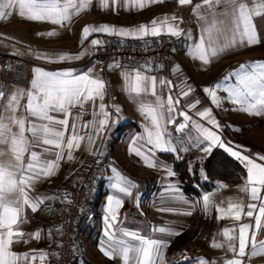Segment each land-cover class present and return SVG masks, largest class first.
<instances>
[{
    "label": "crops",
    "instance_id": "obj_1",
    "mask_svg": "<svg viewBox=\"0 0 264 264\" xmlns=\"http://www.w3.org/2000/svg\"><path fill=\"white\" fill-rule=\"evenodd\" d=\"M109 7H101L99 0H92L91 5L72 16L69 21L63 25L52 23L51 21H29L19 15L18 9L13 11V15L0 19V52H6L17 55L25 59L28 63L27 67V86L25 88L16 87L3 78L2 70L0 72V89L6 91L5 103L7 96L15 94L17 90H21L18 104L15 105V111L11 109L7 112L0 113L4 116V123L8 125V135L19 132V127L12 122L14 119H25V137L31 141V133L27 131L30 126L28 121L40 124L42 121L28 115L26 111L27 95L31 90V81L35 76V69H40L48 73H71L73 75L91 74L94 78L103 79L106 83L107 92L103 103L107 106L106 111L111 115L109 124L105 128L103 134L95 137V143L90 146L87 141L89 133L95 135V129L92 125L94 120V112H99V104L101 101L97 99L95 104L93 101H87L82 106L77 104L69 108L68 129L65 132L64 143L72 133V124L75 121L79 126V135L85 139L81 141L80 147L72 149V159H68V149H63V158L59 161V166L54 170V174L48 177H41L32 186L26 187V192L31 199L37 197H51L41 204L35 212L30 207L25 206L23 214L18 220V225L13 226L14 231L24 233L19 238L18 243L10 246V251L22 256L28 255V259H18L15 264H57L60 251L61 232L59 221L64 212L68 201L67 185L71 175L89 166L94 160L100 162V168L96 174V179L90 187V205L87 206L81 215V242L78 248L76 264H124L122 257L106 256L104 251H110L108 248V238L105 234L106 221L108 215L107 206L108 198L111 196H120L123 203L118 211V223L112 230L115 240H123L131 243V237L123 235L122 230L136 231L135 227L147 226L149 213L157 219H161L164 209V195L175 194L179 198L178 190L173 191L172 187L167 189V181L163 175V163L160 162L161 168L156 166L148 167L145 156H148L153 162L157 161V157L161 158L162 153H168L153 148L152 152L147 149L151 147L147 144L145 125L149 123L148 119L139 110V104L125 90V78L123 74H135L139 71L142 75L148 77H156V93L165 101L167 106V97H173L174 106L176 108V119L183 118L179 115L180 111L187 114L196 108L205 105V100L201 98V88L196 85V80L184 68L182 64L175 60H168L165 65L157 66L150 63L135 64L126 63L119 66L114 61H108L101 67H95L91 63H87V59L96 52L98 48H109L111 46L124 42L136 41L146 42L158 40L165 36H171L162 32L159 36H145L143 38H135L132 36L122 37L117 35H108L104 33H91L86 39H81L82 29L86 25H109L116 28L135 29L141 24L151 27V22L156 19L158 22L165 17L169 18V23L179 26L183 30L182 35V61L189 68L203 75V67L211 69H222L225 75L227 63L233 59L238 61L232 64L243 62L240 59L244 54L264 52V18L256 19L255 25L258 29V42L248 46L240 45L232 47L216 57H209L210 62L205 64L202 60L193 54L195 45L200 43L201 38L204 40V48L210 52L209 48V32L205 31L206 25L199 19V16H208L207 6L203 5V0H192L191 4L180 6L178 0H163V2L151 3L150 0H108ZM144 3V7L140 8L139 3ZM250 7H253L256 0H247ZM201 5L199 14L194 12L195 5ZM225 5L221 4L216 7L217 12H223ZM175 16L176 20L170 18ZM217 27H219L217 25ZM54 32L55 35H47ZM213 38L218 46H223L230 36L218 35L213 32ZM93 40H100L102 44L93 45ZM58 54H66L69 58L65 60L57 59ZM43 57V58H41ZM78 57V58H77ZM174 69H178L174 71ZM220 76V77H221ZM205 78V77H204ZM161 81L164 83L161 84ZM171 82L169 84L168 82ZM189 86L192 91L188 97L182 95L183 91H188ZM141 99L148 103H155L156 96L150 93L142 96ZM179 100L176 105L175 101ZM196 100H202L194 107H185L186 104H194ZM202 103V104H201ZM116 106L120 112H116ZM206 107V109H208ZM205 109V108H204ZM56 119H64L65 115L61 112L50 113ZM79 117V119H77ZM103 118L100 115L95 117L98 122ZM89 127L85 128L84 125ZM179 121L166 125L167 132L171 134L173 141L177 144L175 136ZM98 126V123H97ZM63 130L62 126H57ZM144 136L143 140H136L133 145V139ZM50 147V146H43ZM141 149V155H136V149ZM30 151H36L41 155L42 159L54 160V154L44 153L42 147H32L30 145L29 152L24 155V162L27 163L30 158ZM57 151L52 149V153ZM102 151V155L100 154ZM0 152L4 155L0 156V161L7 165L10 161H14V153L11 151L10 143L0 144ZM174 153V152H170ZM175 154V153H174ZM164 160V159H163ZM167 161V160H166ZM155 164V163H154ZM173 167V165H172ZM113 169L116 171L113 172ZM176 174V171L173 167ZM125 177L136 185L131 189V196H124L118 193L113 184L118 177ZM173 178V177H172ZM177 178V175H176ZM174 177V180H176ZM19 179V177H17ZM178 180V179H177ZM150 181L149 185L147 182ZM173 181V179H172ZM156 191L154 200L146 202V190ZM178 189V185L174 187ZM186 196V195H185ZM188 197V196H187ZM171 198V197H170ZM189 198V199H188ZM187 198V203L191 197ZM143 206V208H142ZM141 209L144 216L141 217ZM188 212V210L186 211ZM137 213V214H136ZM193 213L186 214V223L193 218ZM143 218V219H142ZM183 222V221H182ZM181 222V223H182ZM184 224V222H183ZM133 227V229H132ZM52 229L57 231L51 232ZM39 231L41 238L36 239L31 234ZM13 239H17L13 237ZM41 254H47L46 258L41 260ZM131 255V254H130ZM36 256V259H31ZM131 260V259H130ZM129 260V262H130Z\"/></svg>",
    "mask_w": 264,
    "mask_h": 264
},
{
    "label": "snow or ice",
    "instance_id": "obj_2",
    "mask_svg": "<svg viewBox=\"0 0 264 264\" xmlns=\"http://www.w3.org/2000/svg\"><path fill=\"white\" fill-rule=\"evenodd\" d=\"M116 3V0H112ZM126 2V0H125ZM151 3L163 2V0H150ZM92 0H0V19L10 17L13 11L18 9L19 15L29 21H51L55 24L63 25L69 21L73 15L78 14L82 10L88 8ZM101 7L108 8V0H99ZM192 0H178L180 6L191 4ZM225 5L223 12H217L215 9L218 5ZM203 5L207 6L206 11L208 16H199V19L206 25L205 31L209 32V48L210 52L204 48V40L201 38L200 43L195 45L193 54L198 56L205 64L210 62L209 57H216L226 50L247 44L251 46L258 42V29L255 25V20L264 18V0H256L253 7H250L247 0H203ZM144 3H139V7L143 8ZM201 5L194 6V12L199 14ZM176 20L175 16L170 18ZM217 25L219 27H217ZM169 34L173 37H180L183 30L179 28L178 24L173 25L169 23V18L165 17L161 21L153 19L151 27L141 24L135 29L116 28L109 25H86L82 29V41L86 39L91 33H104L108 35H117L122 37H135L143 38L145 36H159L162 34ZM213 32L218 35L230 36L223 46H218L213 38ZM47 35H55L50 32ZM93 45H100L102 41L93 40ZM43 58V57H41ZM69 57L66 54H58L57 59L65 60ZM78 58V57H77ZM178 69H174L176 71ZM35 76L31 81V90L27 95L26 111L29 116L35 117L37 120L42 121L40 124L28 121L29 127L27 131L31 133V141L25 137V119H14L12 122L18 125L19 132L8 135V125L4 123V116L0 114V144L10 143L11 151L14 153V161H10L5 165L0 161V264H15L18 259H28L27 254L18 256L10 251V246L13 243H18L19 238L23 237L24 233L14 231L13 226L18 225L24 207L28 206L33 212L43 204L46 200L52 199L51 197H37L31 199L27 192L26 187L32 186L41 177H48L54 174V170L59 166V161L63 158V149H68V159L71 160L72 149L79 148L81 141L85 139L84 136L79 135V126L74 121L72 124V133L64 143L65 132L68 129V115L69 108L80 104L81 106L87 101H95L99 99V112H94V120L91 122L95 135L89 133L87 141L90 146L95 143V137L103 134L105 128L109 124L110 113L106 111V105L103 103L104 97L107 92L106 83L103 79L93 77L91 74L86 75H73L71 73H48L40 69H35ZM125 78V90L134 100L139 104V110L148 119L149 123L145 125L147 144L150 145L147 149L152 152L153 148L165 152H175L179 147L176 144L170 133L167 132L166 125L175 123L176 108L174 106L173 97H167V106L165 101L156 93V77H148L142 75L139 71L135 74H123ZM232 77L236 78V83H230ZM164 82L161 81V84ZM171 84V82H168ZM223 88L227 93V97H218L216 89ZM192 91L189 86L188 91H183L182 95L188 97ZM210 98L211 103L216 107H222L224 99L231 100L233 103L241 105V110L253 114L264 113V61L249 62L247 64L239 65V68L228 76H225L220 82H217L215 88L205 87L203 89ZM156 96L155 103H148L141 99L142 96L148 94ZM23 94L21 90H17L15 94L7 96L5 103L6 91L0 89V113L7 112L8 110L15 111V105L18 104L20 95ZM254 101V102H252ZM179 100L175 104H179ZM200 101L196 100L194 104H186L185 107H194ZM61 112L64 113V119H56L50 113ZM116 112L119 113L120 109L116 106ZM97 115L103 118L98 122L95 120ZM179 115L184 118V123H180L176 131H182L188 127V121L191 117L185 111H180ZM201 118H206L209 124L219 127L214 116L211 115V109H205L197 113ZM79 119V117H77ZM98 123V126H97ZM57 126H62L60 130ZM85 128L89 125L86 123ZM192 128L197 132L196 136H188V147L180 148V151H188L189 147H199L207 143L203 147L205 153H210L212 148L219 146L228 152L232 157L244 163L247 169V181L242 187V191L250 193L252 201H260L258 214L255 216V228L260 230L262 227L261 218L264 217V197H261V189H264V165L258 164L254 159L248 155L242 154L240 151L234 150L233 147H226L225 143L221 140L220 135L210 128H206L203 124L193 122ZM145 139L144 136L133 139L132 144H136V140ZM184 143L183 140L180 141ZM30 145L32 147H42L44 153L54 154V160L42 159L41 155L36 151H30V158L27 163L24 162V155L29 152ZM50 146V147H43ZM239 148L241 146H235ZM56 149L52 153V149ZM103 154L102 151L100 153ZM4 153L0 152V156ZM136 155H141V149H136ZM260 160H264V156H259ZM145 161L148 167H153L154 162L145 156ZM116 170L113 169V172ZM168 175L174 176V171L168 168ZM19 177V179H17ZM136 185L125 177H118L114 182L113 188L124 196H131V189ZM173 191L177 189L173 188ZM204 206H209V196L203 197ZM122 199L120 196H111L108 198L107 211L108 215L105 217L106 228L105 234L108 238V248L110 251H104L106 256L122 257L124 264H129L131 259L134 264H157V260L161 255L164 241L146 238L138 234V232L130 230H122L123 235L131 237L132 240L138 241V244H129L123 240H115L114 232L112 231L118 223V209L122 206ZM235 210V220L241 219L243 213L247 217H253L254 212L257 210V204H247V211H244L243 203H234L229 205V211ZM189 215L191 213H188ZM250 224L244 223L239 227V247L238 251L235 244V237L229 236V229H224L223 235L228 238V248L230 251L235 252L238 257L246 255V248L248 247V230ZM161 233L168 232L170 235H179L171 229L160 227L154 229ZM57 231L52 229L51 232ZM235 231V230H233ZM36 239L41 238L39 231L31 234ZM16 237L17 239H13ZM213 247H221L222 245L215 243ZM264 253V241L256 240L255 231L252 233L251 256L257 253ZM131 254V255H130ZM47 254H41L40 259L46 258ZM33 260L36 256H32ZM185 259H188L185 257ZM196 264H204L203 258H197ZM226 264H241L240 259H228Z\"/></svg>",
    "mask_w": 264,
    "mask_h": 264
},
{
    "label": "rangeland",
    "instance_id": "obj_3",
    "mask_svg": "<svg viewBox=\"0 0 264 264\" xmlns=\"http://www.w3.org/2000/svg\"><path fill=\"white\" fill-rule=\"evenodd\" d=\"M240 59H243V62L237 63V65L233 67H231V65L235 64L238 60L233 59L228 61L226 72L223 76H221L223 73L222 69H211L210 67H203L200 69L203 75H197L195 71L186 68L187 66L183 61L184 68L194 77L196 80L195 83H197L196 85H199L201 88L200 99L206 102L203 107L196 108L194 111H190L187 114L191 117V120L187 122L188 127L182 131H178V134L175 136L176 142L179 145L177 151L174 152L177 156H192L193 161L203 162L215 148H220L219 146H215L210 153H205L202 150L203 147L207 146V143H205L199 147H189V150L186 152L180 151V148L188 147L189 135L193 137L197 135L195 129L192 128V123L197 122L220 135L226 147H233L234 150L240 151L242 154L248 155L250 158L254 159L256 163L264 165V160L259 159V156H264V113L253 114L243 111L241 110L240 104L233 103L228 99H224L222 101V107L218 108L211 103V98L203 92L205 87L215 88L217 82H220L225 76H228L229 73L237 70L239 65L249 62L264 61V52L244 54ZM230 83L235 84L236 78L232 77ZM216 94L218 97H227L228 95L223 88L216 89ZM208 106V109H211V115L215 117L219 125L218 128L209 124L206 118H201L197 115L199 111H204ZM176 120L180 123L185 122L184 118H177ZM181 140L184 141L183 144L180 143ZM235 146L241 147L236 148ZM160 162L163 163V175L165 179H168L167 189L169 190L170 187L174 188L177 184L179 198L175 197L173 193H165L163 198L164 209L161 213L162 218H155L154 220V216L151 217L148 213L146 215L148 218L147 226L145 228L135 227L136 231H134L138 232V234L143 237L164 241V247L157 260V264H196L197 258H203L204 264H226L228 259H240L241 264H264V253L258 252L256 255L249 258L252 233L255 231L256 240L258 242L264 241V217L261 218L262 227L257 231L255 228V216L258 214L260 201H252L250 199V193L241 190L246 184L247 175L241 183H232L216 179L213 181V187L211 189L202 190L198 197H191V200L187 203V198L190 196L184 193L181 182L176 178V174L174 176L168 175V168L174 171L172 163L163 159L161 161V158L157 157L154 166L161 168ZM242 164L244 165V163ZM200 173L203 181H209L204 168L201 169ZM174 177L176 180H174ZM149 183L150 181L147 182V185H149ZM155 193L152 187L146 190V202L149 200L153 201ZM205 195L209 196V206L207 208H205L203 201ZM260 195L264 197V189H261ZM241 202L244 205L245 212L247 211V204L249 203L257 204V210L254 212L253 217H247L242 213L241 219L237 221L234 218L235 210L229 211V205ZM187 210L188 212H186ZM188 213H193L194 215L193 218L186 223L185 221L187 220L184 217ZM140 216H144L143 209H141ZM244 223H248L251 226L248 230L249 242L246 248V255L238 257L235 252L229 250L228 238L223 235V231L226 228L229 229V236L236 238L235 244L238 251L239 227ZM160 227L171 229L174 232H178L179 235H170L167 231L161 233L154 230ZM130 242V244H138V241H134L132 238ZM215 243L222 246L213 247L212 245ZM185 257L188 259H185ZM129 264H134V262L130 260Z\"/></svg>",
    "mask_w": 264,
    "mask_h": 264
},
{
    "label": "built area",
    "instance_id": "obj_4",
    "mask_svg": "<svg viewBox=\"0 0 264 264\" xmlns=\"http://www.w3.org/2000/svg\"><path fill=\"white\" fill-rule=\"evenodd\" d=\"M175 60L183 65L182 37L165 36L157 41L142 43L124 42L109 48H98L88 59L95 67H101L108 61L119 66L126 63L165 65ZM2 76L16 87L27 86V67L25 59L6 52H0ZM100 162L94 160L86 168L71 175L68 179V201L60 218V251L57 264H74L81 242L78 222L84 209L90 205V187L96 179Z\"/></svg>",
    "mask_w": 264,
    "mask_h": 264
},
{
    "label": "trees",
    "instance_id": "obj_5",
    "mask_svg": "<svg viewBox=\"0 0 264 264\" xmlns=\"http://www.w3.org/2000/svg\"><path fill=\"white\" fill-rule=\"evenodd\" d=\"M130 42L134 43L136 41ZM136 43L142 42L138 41ZM161 156L164 160L172 163L184 193L190 197H198L202 190L211 189L213 181L216 179L241 183L247 175L245 166L221 148H215L203 162L193 161L192 156L179 157L170 152L162 153ZM203 168L209 181L202 180L200 171ZM80 230L81 217L78 222V231L80 232ZM74 264H76V260Z\"/></svg>",
    "mask_w": 264,
    "mask_h": 264
}]
</instances>
